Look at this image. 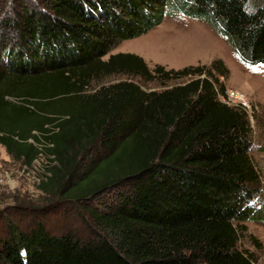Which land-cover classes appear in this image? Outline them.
I'll return each mask as SVG.
<instances>
[{
  "label": "trees",
  "instance_id": "1",
  "mask_svg": "<svg viewBox=\"0 0 264 264\" xmlns=\"http://www.w3.org/2000/svg\"><path fill=\"white\" fill-rule=\"evenodd\" d=\"M10 5L0 15L12 34L0 37V145L28 167L45 156L52 167L39 189L63 201L126 188L88 209L92 237L13 228L0 264H253L238 242L246 222H264L260 178L247 110L219 100L223 63L150 69L135 54L109 53L184 16L244 65H264V0ZM115 76L127 79L103 84Z\"/></svg>",
  "mask_w": 264,
  "mask_h": 264
},
{
  "label": "rangeland",
  "instance_id": "2",
  "mask_svg": "<svg viewBox=\"0 0 264 264\" xmlns=\"http://www.w3.org/2000/svg\"><path fill=\"white\" fill-rule=\"evenodd\" d=\"M5 1H9V4L4 7ZM26 1L0 0V15L10 13V2L14 6L23 5ZM1 34L4 40L12 37L6 29L0 28V37ZM113 53L135 54L150 69L156 65L167 70L209 66L214 60L223 63L228 75L219 79L225 91L239 93L247 104L253 143L250 156L260 178L259 203L264 205V65H244L225 39L204 23L184 16L164 18L160 25L147 34L121 42L110 54ZM126 79L125 76H115L103 84ZM151 87L157 86L152 84ZM231 104H238V101ZM51 167L43 155L28 167L11 158L0 145V243L11 229L27 233L36 225L53 234L61 235L65 232L81 239L92 237L96 229L88 209L99 210L114 202L126 188L105 190L80 204L63 201V198L61 200L60 197L49 196L39 189L41 181L50 175L48 170ZM245 225L247 230L240 234L238 249L251 255L253 264H264V222L250 221Z\"/></svg>",
  "mask_w": 264,
  "mask_h": 264
},
{
  "label": "built area",
  "instance_id": "3",
  "mask_svg": "<svg viewBox=\"0 0 264 264\" xmlns=\"http://www.w3.org/2000/svg\"><path fill=\"white\" fill-rule=\"evenodd\" d=\"M219 100L222 103H225V104H228V105H233V104H231L232 102H237L238 101L239 105H241L245 109L247 107V104H246V101H245L244 97L242 95H240L239 93H237V92H226L224 96H220L219 97ZM233 100H237V101H233Z\"/></svg>",
  "mask_w": 264,
  "mask_h": 264
},
{
  "label": "crops",
  "instance_id": "4",
  "mask_svg": "<svg viewBox=\"0 0 264 264\" xmlns=\"http://www.w3.org/2000/svg\"><path fill=\"white\" fill-rule=\"evenodd\" d=\"M112 51H113V50H112ZM112 51H111V52H112ZM111 52H110V53H111ZM110 53H109V54H110ZM113 54H114V53H113ZM116 54H117V53H116Z\"/></svg>",
  "mask_w": 264,
  "mask_h": 264
}]
</instances>
